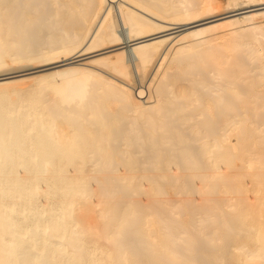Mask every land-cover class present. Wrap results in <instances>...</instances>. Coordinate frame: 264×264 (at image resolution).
Returning <instances> with one entry per match:
<instances>
[{"label": "bare ground", "instance_id": "6f19581e", "mask_svg": "<svg viewBox=\"0 0 264 264\" xmlns=\"http://www.w3.org/2000/svg\"><path fill=\"white\" fill-rule=\"evenodd\" d=\"M260 6L0 0V264H264Z\"/></svg>", "mask_w": 264, "mask_h": 264}, {"label": "rangeland", "instance_id": "374dc122", "mask_svg": "<svg viewBox=\"0 0 264 264\" xmlns=\"http://www.w3.org/2000/svg\"><path fill=\"white\" fill-rule=\"evenodd\" d=\"M260 7H261V6H260ZM260 7H257V8L255 7V9H252V8H251V10H257V9L260 10L261 8H264V6H262L261 8H260ZM215 20H216V19H215ZM205 23H206V22H204V23H202V24H205ZM199 25H200V24H197V25L194 24V27H197V26H199ZM171 27H174V26H171ZM175 27H176V26H175ZM194 27H193L192 25H190V26H183L182 28L179 29V31L187 30V29L190 30V29H192V28H194ZM174 32H176V31H173V32L170 31V32H167V33L170 34V33H174ZM167 33H165V34H167ZM165 34H164V35H165ZM99 54H100V53H98V54H96V53H95V54H92V55L88 56L87 59H91L92 57L94 58V57H96V55L98 56ZM91 56H92V57H91ZM42 69L46 70V68H41L40 70H36V72H37V71H42Z\"/></svg>", "mask_w": 264, "mask_h": 264}]
</instances>
